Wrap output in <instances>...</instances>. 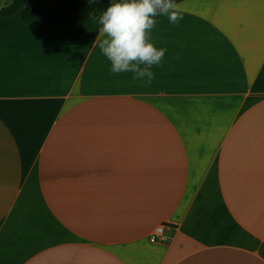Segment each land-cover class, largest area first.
Wrapping results in <instances>:
<instances>
[{"label":"crops","instance_id":"crops-1","mask_svg":"<svg viewBox=\"0 0 264 264\" xmlns=\"http://www.w3.org/2000/svg\"><path fill=\"white\" fill-rule=\"evenodd\" d=\"M178 5L151 84L0 17V264H264V0Z\"/></svg>","mask_w":264,"mask_h":264},{"label":"clouds","instance_id":"clouds-1","mask_svg":"<svg viewBox=\"0 0 264 264\" xmlns=\"http://www.w3.org/2000/svg\"><path fill=\"white\" fill-rule=\"evenodd\" d=\"M158 15L167 16L173 24L183 19L175 0H120L93 16L100 25L94 43L111 62L112 73H132L133 79L146 78L152 83L155 76L151 68L160 64L166 52L149 40Z\"/></svg>","mask_w":264,"mask_h":264},{"label":"trees","instance_id":"trees-1","mask_svg":"<svg viewBox=\"0 0 264 264\" xmlns=\"http://www.w3.org/2000/svg\"><path fill=\"white\" fill-rule=\"evenodd\" d=\"M187 0H175L180 3ZM0 8V17H9L18 12L24 24L35 26L43 36H58L83 27L93 21L111 3L120 0H58L45 3L42 0H8Z\"/></svg>","mask_w":264,"mask_h":264},{"label":"built area","instance_id":"built-area-1","mask_svg":"<svg viewBox=\"0 0 264 264\" xmlns=\"http://www.w3.org/2000/svg\"><path fill=\"white\" fill-rule=\"evenodd\" d=\"M163 230H164L163 226H159L155 228L154 232L150 236V242L155 243L161 241V235Z\"/></svg>","mask_w":264,"mask_h":264}]
</instances>
